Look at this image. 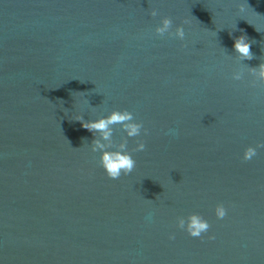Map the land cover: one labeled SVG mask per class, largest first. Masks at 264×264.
I'll list each match as a JSON object with an SVG mask.
<instances>
[{"label":"water","instance_id":"1","mask_svg":"<svg viewBox=\"0 0 264 264\" xmlns=\"http://www.w3.org/2000/svg\"><path fill=\"white\" fill-rule=\"evenodd\" d=\"M162 16L183 40L154 32ZM240 35L257 66L264 0H0V264H264V148L242 160L264 85L231 79ZM113 109L148 130L117 180L74 119ZM191 212L201 238L176 226Z\"/></svg>","mask_w":264,"mask_h":264},{"label":"clouds","instance_id":"2","mask_svg":"<svg viewBox=\"0 0 264 264\" xmlns=\"http://www.w3.org/2000/svg\"><path fill=\"white\" fill-rule=\"evenodd\" d=\"M236 10L238 13H244L246 11L243 6L237 7ZM150 15L156 17L158 15L157 10L152 9ZM184 23H187V21L177 24L173 31L172 18L162 16L159 23L155 26L154 32L159 37H164L167 34L168 36H174L179 40H183L185 38ZM214 33L216 35V32ZM251 43L245 35L234 38L233 49L236 53L235 57L240 63L241 61L254 58V54L251 51ZM241 64L246 67L236 68L231 73L232 80L242 81L247 75L251 78L248 81L250 86L257 87L264 85V59H261V62L257 66ZM74 119L79 121L83 128L93 134L94 138L90 144L88 143V146L93 153H99V165L110 179L117 180L122 175L126 176L134 170L136 160L132 153L143 152L146 145L140 139L137 140L135 147L129 150L128 139L140 137L142 132L143 134H147L148 130L144 128L141 122L135 119L133 112L127 109H113L106 115H100L88 120H85L82 114L77 115ZM116 125H119L124 133V136L118 143L114 141V126ZM166 134L175 137L178 135V130L169 128ZM262 148H264V143L262 142H257L255 146L249 145L243 151L242 160L245 162L251 161L258 155V150ZM214 213L218 220H223L227 215V208L224 203H217L214 208ZM146 220H151L150 213L146 216ZM176 226L193 238H201L203 234L208 233L211 227L209 221L196 212H191L186 217L178 216L176 218ZM174 238L175 234L170 233L169 239Z\"/></svg>","mask_w":264,"mask_h":264}]
</instances>
